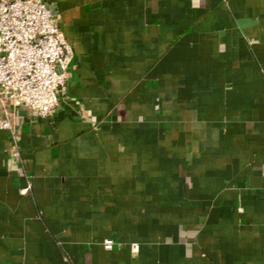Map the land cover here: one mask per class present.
Listing matches in <instances>:
<instances>
[{"label":"crops","instance_id":"obj_1","mask_svg":"<svg viewBox=\"0 0 264 264\" xmlns=\"http://www.w3.org/2000/svg\"><path fill=\"white\" fill-rule=\"evenodd\" d=\"M46 1L72 77L0 129V264H264V0Z\"/></svg>","mask_w":264,"mask_h":264},{"label":"built area","instance_id":"obj_2","mask_svg":"<svg viewBox=\"0 0 264 264\" xmlns=\"http://www.w3.org/2000/svg\"><path fill=\"white\" fill-rule=\"evenodd\" d=\"M73 59V49L46 0H0V129L11 133L13 145L16 112L45 119L60 107ZM11 157L21 158L16 146ZM104 247L112 250L114 243L107 240Z\"/></svg>","mask_w":264,"mask_h":264}]
</instances>
